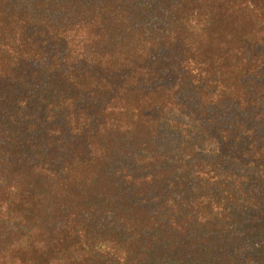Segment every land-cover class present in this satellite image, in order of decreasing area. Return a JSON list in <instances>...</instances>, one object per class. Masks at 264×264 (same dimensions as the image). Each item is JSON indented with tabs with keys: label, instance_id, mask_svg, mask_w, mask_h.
Masks as SVG:
<instances>
[{
	"label": "trees",
	"instance_id": "16d2710c",
	"mask_svg": "<svg viewBox=\"0 0 264 264\" xmlns=\"http://www.w3.org/2000/svg\"><path fill=\"white\" fill-rule=\"evenodd\" d=\"M0 264H264V0H0Z\"/></svg>",
	"mask_w": 264,
	"mask_h": 264
}]
</instances>
